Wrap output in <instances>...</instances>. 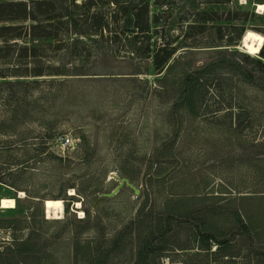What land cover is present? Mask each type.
<instances>
[{"label": "rangeland", "instance_id": "1", "mask_svg": "<svg viewBox=\"0 0 264 264\" xmlns=\"http://www.w3.org/2000/svg\"><path fill=\"white\" fill-rule=\"evenodd\" d=\"M260 1L149 0L175 48L162 70L89 33L82 52L112 58L60 96L54 74H15L34 68L27 37L0 40V250L41 264H264L251 236L264 238V66L241 44L248 30L264 37ZM215 58L196 115L154 80ZM119 177L136 189L104 195ZM46 199L63 201L60 217H46Z\"/></svg>", "mask_w": 264, "mask_h": 264}, {"label": "trees", "instance_id": "2", "mask_svg": "<svg viewBox=\"0 0 264 264\" xmlns=\"http://www.w3.org/2000/svg\"><path fill=\"white\" fill-rule=\"evenodd\" d=\"M98 1L100 5L114 6L89 13V8L97 4V0H0V22H6L0 24V40L6 42L23 36L27 37L25 42H30L28 62L31 61L34 68L25 74H15H54L59 77L56 81L59 84L57 95L60 96L63 88L71 82L72 76L86 74L89 67L98 64L101 59L112 58L107 57L110 55L106 52L96 55L97 57H89L88 53L82 52L84 42L81 38L89 33L97 35L95 41L99 40L104 48L111 49V43L122 39L127 55L120 57H126L129 61L150 58L153 68L160 72L175 48L170 47L169 42L165 40L164 25L156 24L157 17H150L149 0ZM262 11L263 9L259 12ZM242 22L234 23V26ZM232 40L227 39V44H231ZM21 48L25 50L27 47L22 44ZM45 48H49L52 54H44ZM256 53L254 60L264 66V61H261L264 58V43ZM220 63L219 58H215L190 71L184 68L180 73L173 74L168 81L167 68L154 80L160 86L173 85L177 90L176 100L179 105L184 104L196 115L195 105L201 100L200 87L206 82V74L214 72ZM133 72H139L138 67ZM15 81L25 82L18 79ZM123 174L131 178L126 171H123ZM215 244L214 250L221 243ZM24 246L25 249L21 251L25 253L27 249Z\"/></svg>", "mask_w": 264, "mask_h": 264}, {"label": "bare ground", "instance_id": "3", "mask_svg": "<svg viewBox=\"0 0 264 264\" xmlns=\"http://www.w3.org/2000/svg\"><path fill=\"white\" fill-rule=\"evenodd\" d=\"M258 10L261 11L264 9L263 4H258ZM264 37L262 34L248 30L245 32L242 39V47L246 50L247 53L253 54L258 51L262 45ZM44 203V212L47 218H58L62 213L63 201L61 199H46ZM76 206H79V203H76ZM81 215V211L79 212Z\"/></svg>", "mask_w": 264, "mask_h": 264}, {"label": "crops", "instance_id": "4", "mask_svg": "<svg viewBox=\"0 0 264 264\" xmlns=\"http://www.w3.org/2000/svg\"><path fill=\"white\" fill-rule=\"evenodd\" d=\"M238 194L236 195V197H245V196H249L250 194H254L253 192H250L249 190H245L244 188H242V190L237 192ZM256 194H263L260 192H257ZM242 219V223L245 224V220ZM1 233V232H0ZM252 236V240L254 243H256L257 245H264V238L263 235H260L259 238H256L253 235ZM2 240H7V237L4 239L1 238ZM5 244H8L7 241L4 242ZM4 246V245H3ZM7 249L3 248L0 250V264H41V262H39L37 259H34L31 263V261H29V263H27L25 258H16V256H12L11 253L6 251ZM18 254V253H17ZM19 255V254H18Z\"/></svg>", "mask_w": 264, "mask_h": 264}, {"label": "built area", "instance_id": "5", "mask_svg": "<svg viewBox=\"0 0 264 264\" xmlns=\"http://www.w3.org/2000/svg\"><path fill=\"white\" fill-rule=\"evenodd\" d=\"M55 140L58 146L60 147H68L74 144V142L72 141L70 137L63 135V134L55 135ZM0 238H3V236H0Z\"/></svg>", "mask_w": 264, "mask_h": 264}, {"label": "water", "instance_id": "6", "mask_svg": "<svg viewBox=\"0 0 264 264\" xmlns=\"http://www.w3.org/2000/svg\"><path fill=\"white\" fill-rule=\"evenodd\" d=\"M122 183H125V184L129 185L131 188L136 189V188L133 186V184L130 183V182L128 181V179H127L126 177H119V178H118V182H117V184H116V185H115V186H114L109 192L104 193V195H111L113 192L116 191V189H117Z\"/></svg>", "mask_w": 264, "mask_h": 264}]
</instances>
